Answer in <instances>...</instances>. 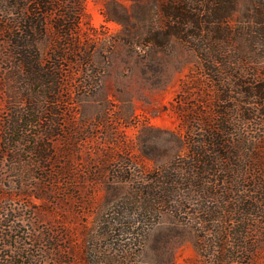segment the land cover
<instances>
[{"label": "rangeland", "instance_id": "1", "mask_svg": "<svg viewBox=\"0 0 264 264\" xmlns=\"http://www.w3.org/2000/svg\"><path fill=\"white\" fill-rule=\"evenodd\" d=\"M160 1L84 0L71 35L51 32L43 42L44 56H60L63 85L48 105L56 113L43 114L27 133L40 141L34 134L41 125H61L43 168L25 163L32 153L14 162L0 154V264L13 254L18 264H202L195 224L143 203L138 192L157 168L185 155L190 129L200 123L203 131L221 107L220 87L191 49L178 40L145 44ZM248 6L241 1L236 24H247ZM16 76L0 52V121L8 105L20 107ZM262 111L248 125L253 152L241 155L264 181ZM259 206L264 219V202ZM185 207L190 213L192 204ZM2 234L12 235L11 247ZM250 257L248 264H264V222Z\"/></svg>", "mask_w": 264, "mask_h": 264}, {"label": "trees", "instance_id": "2", "mask_svg": "<svg viewBox=\"0 0 264 264\" xmlns=\"http://www.w3.org/2000/svg\"><path fill=\"white\" fill-rule=\"evenodd\" d=\"M83 1L0 0V52L11 60L20 90L15 98L19 109L8 105L0 121V154L10 162L23 153L33 154L25 163L34 169L49 162L48 141L61 124L52 119L41 125L34 134L40 141H30L27 133L43 114L56 113L48 105L57 101L63 85L55 63L60 56H44L42 45L51 32L60 38L71 35ZM241 1L252 9L245 25L234 18ZM152 18L158 25L148 30L145 44L164 48L178 40L191 49L220 87L221 107L215 122L205 121L203 131L200 123L190 129L185 155L157 168L138 192L143 203L183 214L195 224L202 264H248L264 222L259 206L264 181L241 154L253 152L248 125L258 109L264 112V73H259L264 61V0H161ZM38 83L41 91L34 90ZM187 204H192L190 213ZM2 239L11 247V234H2ZM15 256L9 255L6 264H18Z\"/></svg>", "mask_w": 264, "mask_h": 264}]
</instances>
